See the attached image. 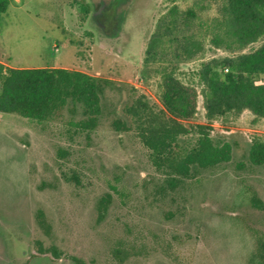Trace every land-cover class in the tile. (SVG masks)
Masks as SVG:
<instances>
[{"label":"rangeland","instance_id":"rangeland-1","mask_svg":"<svg viewBox=\"0 0 264 264\" xmlns=\"http://www.w3.org/2000/svg\"><path fill=\"white\" fill-rule=\"evenodd\" d=\"M206 1L203 20L216 16L220 0ZM194 2L11 0L0 17V64L59 66L109 85L90 139L68 135L69 122L84 118L81 110L76 116L65 110L43 126L0 113V264H74L71 257L86 264H262L264 168L252 165L249 153L254 139L264 140V119L245 111L212 122L214 143L231 144L232 160L195 167L189 178L158 172L134 132L113 127L117 119L132 124L127 110L142 99L165 112L166 70L199 92L197 117L183 125L208 123L198 72L229 54L207 39L198 58L178 60L172 37L160 42L158 55H147L160 20ZM101 6L106 19L98 15ZM195 138L180 140L186 146ZM106 194L112 203L99 220Z\"/></svg>","mask_w":264,"mask_h":264},{"label":"trees","instance_id":"trees-1","mask_svg":"<svg viewBox=\"0 0 264 264\" xmlns=\"http://www.w3.org/2000/svg\"><path fill=\"white\" fill-rule=\"evenodd\" d=\"M206 4V0H195L188 9H175L161 19L147 55H158L155 51L160 42L172 37L177 43L173 55L178 60L198 58L205 51L207 39L214 48L229 54L204 62L198 72L208 123L190 129L183 125L197 117L199 92L167 70L163 73L161 103L170 116L155 111L142 99L127 110L132 124L121 119L113 122L117 132H134L158 172L181 178L191 177L195 167L207 170L231 162L233 147L214 143L212 122L239 117L245 111L257 121L264 119V42L256 50L243 53L264 38V0H220L216 2V16L203 20ZM10 6L11 0H0V17ZM177 33L181 36L176 38ZM108 85L106 80L66 68L16 69L0 64V113L16 114L43 126L65 110L72 116L81 110L84 118L69 122L68 135L72 138L86 133L90 139L99 125ZM193 134L194 142L184 146L180 139ZM249 160L264 168V140L254 139ZM111 203V194L99 200V220L104 219ZM258 203L264 208L263 202ZM39 217L44 220L42 211ZM49 251L58 258L55 248ZM259 258L264 264V241ZM70 259L74 264H86L76 257Z\"/></svg>","mask_w":264,"mask_h":264},{"label":"flooded vegetation","instance_id":"flooded-vegetation-1","mask_svg":"<svg viewBox=\"0 0 264 264\" xmlns=\"http://www.w3.org/2000/svg\"><path fill=\"white\" fill-rule=\"evenodd\" d=\"M102 8H103V6H101V8H100V11H99V13H98V15L99 16H103V18H105L106 19V13H104L103 11H102Z\"/></svg>","mask_w":264,"mask_h":264},{"label":"crops","instance_id":"crops-1","mask_svg":"<svg viewBox=\"0 0 264 264\" xmlns=\"http://www.w3.org/2000/svg\"><path fill=\"white\" fill-rule=\"evenodd\" d=\"M1 63H2V62H1ZM3 64H6V63L3 62ZM6 66L11 67L9 64H6ZM11 68H13V67H11ZM49 68H63V67H59V66H58V67H56V66H53V67H52V66H50Z\"/></svg>","mask_w":264,"mask_h":264},{"label":"built area","instance_id":"built-area-1","mask_svg":"<svg viewBox=\"0 0 264 264\" xmlns=\"http://www.w3.org/2000/svg\"><path fill=\"white\" fill-rule=\"evenodd\" d=\"M228 71V70H227Z\"/></svg>","mask_w":264,"mask_h":264}]
</instances>
